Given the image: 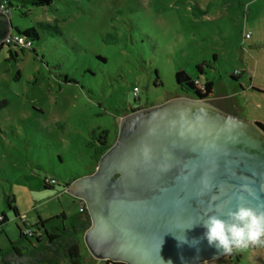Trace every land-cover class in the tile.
<instances>
[{
  "label": "rangeland",
  "instance_id": "374dc122",
  "mask_svg": "<svg viewBox=\"0 0 264 264\" xmlns=\"http://www.w3.org/2000/svg\"><path fill=\"white\" fill-rule=\"evenodd\" d=\"M12 2L11 35L34 28L37 39L31 48L0 49V101L8 102L0 110L2 248L18 240L20 218L37 235L39 219H49V231L85 220L68 187L97 169L88 145L106 131L112 147L131 109L184 94L178 71L200 88L213 82V94L201 101L222 115L264 125V0H51L39 8ZM48 179L56 184L46 188ZM85 243L84 233L81 264H92ZM200 264H264V248Z\"/></svg>",
  "mask_w": 264,
  "mask_h": 264
},
{
  "label": "water",
  "instance_id": "95a60500",
  "mask_svg": "<svg viewBox=\"0 0 264 264\" xmlns=\"http://www.w3.org/2000/svg\"><path fill=\"white\" fill-rule=\"evenodd\" d=\"M11 31L0 12V46ZM120 129L96 171L69 189L91 220L90 250L120 264H200L226 256L203 238L201 224L183 228L207 213L225 218L241 183L253 193H244L246 206L264 204V129L186 99L131 114ZM183 235L188 243L175 238Z\"/></svg>",
  "mask_w": 264,
  "mask_h": 264
},
{
  "label": "trees",
  "instance_id": "16d2710c",
  "mask_svg": "<svg viewBox=\"0 0 264 264\" xmlns=\"http://www.w3.org/2000/svg\"><path fill=\"white\" fill-rule=\"evenodd\" d=\"M8 2L15 1L21 6L29 7H48L51 4V0H7ZM13 3V2H12ZM8 8L11 13V7L8 3ZM201 12V11H200ZM38 26L42 29H54L47 24L40 23ZM17 35L10 36V40L13 38H22L25 43H29V47H32V40L37 39V32L34 28H27L25 30H16ZM7 44L4 42L2 45ZM0 46V49L2 47ZM8 45V44H7ZM20 46V45H19ZM202 64L197 65L196 69L198 73H202ZM175 80L177 85L181 88L182 93L188 96H193L199 100H205L213 94V82L207 80L202 83V88L198 86L200 81L198 79H192L189 75L181 70L175 74ZM8 102L6 100L0 101V110L6 108ZM263 129L264 125L258 123ZM107 132L103 131L99 134L98 138H95L88 146L93 150V159L98 162L99 158L109 149L107 143ZM55 185V184H54ZM51 185L45 182V187L48 188ZM7 206L13 211L15 218H20L17 208L14 206V198H6ZM85 210V209H84ZM83 210V212H84ZM59 217L65 218L64 214ZM23 229L19 230V238L16 241H9L7 247H0V264H81L83 257L81 254L80 236L84 234L90 228V219L86 214L85 220L81 223H70L67 226L53 227L50 231L46 226V222L49 220H38L35 225L39 232L40 227L43 230V234L37 235L32 231L25 219H21ZM7 222V217L4 213H0V231L3 232L2 226ZM29 230L30 233L26 234L24 230ZM31 238L36 239V243L31 242ZM25 241L30 242V247L24 245Z\"/></svg>",
  "mask_w": 264,
  "mask_h": 264
},
{
  "label": "clouds",
  "instance_id": "9594fccd",
  "mask_svg": "<svg viewBox=\"0 0 264 264\" xmlns=\"http://www.w3.org/2000/svg\"><path fill=\"white\" fill-rule=\"evenodd\" d=\"M236 195V206L224 213L225 218L220 215L207 213L206 218L199 223H191L183 228L191 229L196 224H201L206 231L203 238L210 246L215 247L222 255H229L234 252H242L251 246L264 248V204H259L256 209L246 206L244 193L253 195L247 183L238 186ZM216 211H221L216 206ZM175 238L180 243H188L186 237ZM193 244L197 241H192Z\"/></svg>",
  "mask_w": 264,
  "mask_h": 264
},
{
  "label": "built area",
  "instance_id": "2783aa9c",
  "mask_svg": "<svg viewBox=\"0 0 264 264\" xmlns=\"http://www.w3.org/2000/svg\"><path fill=\"white\" fill-rule=\"evenodd\" d=\"M8 1L7 0H0V12L1 13H4V14H6L7 15V17H10V15H11V13H10V11H9V8H8ZM10 37H8L4 42H6V43H19V45H24V46H26L27 48L29 47V43L27 42V43H25L24 42V40L22 39V38H13V40H10L9 39ZM135 91H136V89H135ZM47 184H49V185H54V184H56V181L55 180H53V179H48V180H46L45 181ZM84 210V205H83V203H81V211H83ZM26 232L27 233H30V231L29 230H26ZM105 263L106 264H120V263H118V262H111V261H105Z\"/></svg>",
  "mask_w": 264,
  "mask_h": 264
},
{
  "label": "crops",
  "instance_id": "0c3cea01",
  "mask_svg": "<svg viewBox=\"0 0 264 264\" xmlns=\"http://www.w3.org/2000/svg\"><path fill=\"white\" fill-rule=\"evenodd\" d=\"M74 181H75V180H74ZM74 181H73V182H74ZM71 184H72V182L69 183V187H68V189H70V185H71ZM72 196H73V195H72ZM73 197H74V196H73ZM75 198H76V197H75ZM78 200L82 203V201H81L80 199H78ZM84 209H85V212H86L87 210H86V207H85V206H84ZM90 226H91V225H90ZM85 242H86V243H85V245H86V248H85V249H86V250L90 253V255H91V258H90V260H88V261H90L92 264L96 263V261H102V262H104V264H106V263H105L106 260L103 261V260L99 259V258H98V257H97V256H96V255L90 250V248H89V246H88L86 240H85Z\"/></svg>",
  "mask_w": 264,
  "mask_h": 264
},
{
  "label": "flooded vegetation",
  "instance_id": "af4514ba",
  "mask_svg": "<svg viewBox=\"0 0 264 264\" xmlns=\"http://www.w3.org/2000/svg\"><path fill=\"white\" fill-rule=\"evenodd\" d=\"M174 97H177V99H186V100H199V99H197V98H195V97H193V96H188V95H185V94H179V95H175ZM141 110H139V109H134V110H130V112H129V114L131 115V114H135V113H138V112H140ZM260 126V125H259ZM261 127V126H260ZM229 255H231V256H233L234 255V253H232V254H229ZM202 263H204V262H202Z\"/></svg>",
  "mask_w": 264,
  "mask_h": 264
}]
</instances>
